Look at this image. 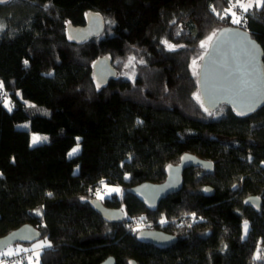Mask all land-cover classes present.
<instances>
[{
    "label": "trees",
    "instance_id": "16d2710c",
    "mask_svg": "<svg viewBox=\"0 0 264 264\" xmlns=\"http://www.w3.org/2000/svg\"><path fill=\"white\" fill-rule=\"evenodd\" d=\"M231 1L0 4L1 90L12 107L0 103V238L34 227L51 245L39 264H101L108 257L116 264H264V107L247 118L226 106L205 111L190 69L205 51L201 42L232 25ZM91 12L103 17L102 35L69 41L67 25L83 26ZM240 17L235 26L259 43L264 66V7ZM101 56L117 77L98 89L92 64ZM24 123L28 129L18 127ZM30 133L48 139L31 147ZM77 138L80 151L70 158ZM185 153L210 161L212 170H186L181 191L155 211L127 193L163 182L165 167ZM101 181L120 189L102 203L124 212L121 223L105 222L89 205ZM249 196L260 198L259 211L244 205ZM136 222L177 241L166 249L140 243L131 230ZM258 247L261 259L254 260Z\"/></svg>",
    "mask_w": 264,
    "mask_h": 264
},
{
    "label": "water",
    "instance_id": "95a60500",
    "mask_svg": "<svg viewBox=\"0 0 264 264\" xmlns=\"http://www.w3.org/2000/svg\"><path fill=\"white\" fill-rule=\"evenodd\" d=\"M8 1L0 0V4ZM104 27L103 17L91 12L86 15L83 26L67 25L66 35L69 41L81 44L102 35ZM116 77L117 71L108 56H101L93 62L92 80L96 88L105 87ZM196 77L201 104L208 112L226 106L237 116L247 118L264 107L263 50L250 33L242 28L231 25L217 29L201 58ZM239 112L245 114L238 115ZM195 167L211 171L213 164L185 153L180 157L178 164H169L165 167L163 182L158 184L144 182L126 191L147 210L155 211L163 199L181 191L183 173ZM237 188L238 185H235L232 190L235 191ZM204 193L206 196L213 194L210 187H205ZM243 203L256 212L261 208V200L256 196L245 198ZM89 205L105 222L121 223L124 220L125 215L121 209L107 208L96 198L91 199ZM39 239L40 234L34 227L23 225L0 238V253L9 246L29 245ZM136 240L159 249H166L174 245L177 238L160 230L143 229L136 233ZM129 261L137 264L134 260H128L127 264ZM101 264L116 262L113 257H108Z\"/></svg>",
    "mask_w": 264,
    "mask_h": 264
},
{
    "label": "snow or ice",
    "instance_id": "6c2138e0",
    "mask_svg": "<svg viewBox=\"0 0 264 264\" xmlns=\"http://www.w3.org/2000/svg\"><path fill=\"white\" fill-rule=\"evenodd\" d=\"M255 6L260 8V7H264V0H255ZM253 7V3L252 2H248V3H245L244 0H235V3L233 4V8H239L241 9L244 13H247L249 11V9H251ZM213 11H215V9H213ZM230 12V15L232 16V22L233 23H241L242 21V17H238L237 16V13L231 9L228 10ZM223 18V17H221ZM213 35H215V33H213ZM209 40L212 39V37H209L208 38ZM165 44H167L169 50H175V45H172V44H168L167 41H164ZM205 46V42H201V47H204ZM135 58L132 57L129 59V65H132V61L134 60ZM28 62L25 61V64H27ZM193 64H195V61H193ZM4 87V83L2 81H0V89H3ZM17 95H19V93H17ZM25 103L27 104V101H25ZM30 107H34V105H29ZM4 107H6L8 109V111H12V107L10 106V102H8L7 100L4 102ZM251 110V109H250ZM205 111H207V109H205ZM238 115H244L245 113L244 112H239L237 113ZM139 123V121H138ZM47 137L44 136V137H41V136H37V135H33L32 137V141H31V145H36V144H39V143H42V142H45L47 141ZM30 145V146H31ZM80 151V144H79V138H77V144L75 147H73L71 149V151L68 152V156L71 158L73 157L74 155L78 154ZM104 182L101 181V184H103ZM120 190L118 188H111L109 189V193L111 192H119ZM48 195H52L51 193H49ZM97 196L98 198H103L100 196L99 193H97ZM244 233H245V236L247 235L248 233V223L247 221H245L244 223ZM51 245L50 244H46V243H37L34 245V249L31 250L33 251L35 257H36V264H39V257H40V252L38 251H35V249H43L45 247H50ZM20 251H24V252H28L30 251L29 249H17L15 252L9 250V251H6V252H3L2 254L5 255V256H10V255H17ZM31 257H29V264H31ZM254 260H259L261 259V254H260V249L259 247L257 248V252L256 254L254 255L253 257ZM129 264H133L132 261H129Z\"/></svg>",
    "mask_w": 264,
    "mask_h": 264
},
{
    "label": "rangeland",
    "instance_id": "374dc122",
    "mask_svg": "<svg viewBox=\"0 0 264 264\" xmlns=\"http://www.w3.org/2000/svg\"><path fill=\"white\" fill-rule=\"evenodd\" d=\"M235 1H231V7L230 9L235 11L237 13V16L240 17V13L243 12L241 9L239 8H233V4H234ZM245 3H248V2H252L253 3V7H256L255 6V0H244ZM252 7V8H253ZM232 16L230 15V20H229V23L232 24V25H237L239 23H233L232 22ZM242 27V26H241ZM213 36V35H212ZM211 36V37H212ZM203 42H205V46L202 47L205 49V51L207 50V47H208V44L210 42V40L208 38H206ZM205 51L202 53L201 56H197L195 57L192 61H191V65H190V69H191V72L193 73L194 76H197V73H198V70H199V66H200V61H201V58L203 56V54L205 53ZM193 61H195V64H193ZM198 97V100L200 101V97ZM201 102V101H200ZM18 127L22 128V129H28L27 127V123H24V124H21L19 125ZM33 135H37V136H41V137H44L46 135H40V134H34V133H30V145H31V141H32V137ZM47 137V136H46ZM37 145V144H36ZM35 145H31V147H33ZM111 188H118V187H113V186H108V185H105V184H102L100 186V188H98L96 191H95V198L100 200V201H103L105 198H110L113 194L119 196L120 195V191L119 192H111L109 193V189ZM119 189V188H118ZM120 190V189H119ZM97 193L100 194L101 197H103L102 199L101 198H98L97 196ZM245 223V222H244ZM244 223L242 225V237H245V233H244ZM151 225L150 224H146L144 222H136L131 230H136L137 232L140 231V230H143V229H147V227H150ZM46 243V244H49L47 240H43V239H39L37 240L36 242L32 243V244H29V245H21V244H16V245H12V246H9L7 247L5 250H3L1 253H0V259L1 257H8V256H5L3 255L2 253L3 252H6V251H13L15 252L17 249H29L30 251H28L30 253V256L32 259H31V264H36V257L33 253V250L34 249V245L37 244V243ZM44 249V248H43ZM43 249H35V251H38V252H41ZM29 257L27 258L26 262L24 264H29ZM39 263H40V259H39ZM5 264V263H3Z\"/></svg>",
    "mask_w": 264,
    "mask_h": 264
},
{
    "label": "built area",
    "instance_id": "2783aa9c",
    "mask_svg": "<svg viewBox=\"0 0 264 264\" xmlns=\"http://www.w3.org/2000/svg\"><path fill=\"white\" fill-rule=\"evenodd\" d=\"M6 100L9 102V93L0 89V103L4 104ZM29 256V252L20 251L17 255L2 256L1 262L5 264H24Z\"/></svg>",
    "mask_w": 264,
    "mask_h": 264
},
{
    "label": "crops",
    "instance_id": "0c3cea01",
    "mask_svg": "<svg viewBox=\"0 0 264 264\" xmlns=\"http://www.w3.org/2000/svg\"><path fill=\"white\" fill-rule=\"evenodd\" d=\"M232 2H233V0H232ZM235 3V2H234ZM2 258V257H1ZM0 264H3L2 262H1V259H0Z\"/></svg>",
    "mask_w": 264,
    "mask_h": 264
}]
</instances>
